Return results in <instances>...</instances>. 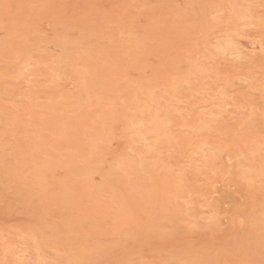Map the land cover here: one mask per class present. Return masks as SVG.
<instances>
[{
  "label": "rangeland",
  "instance_id": "374dc122",
  "mask_svg": "<svg viewBox=\"0 0 264 264\" xmlns=\"http://www.w3.org/2000/svg\"><path fill=\"white\" fill-rule=\"evenodd\" d=\"M0 264H264V0H0Z\"/></svg>",
  "mask_w": 264,
  "mask_h": 264
},
{
  "label": "bare ground",
  "instance_id": "6f19581e",
  "mask_svg": "<svg viewBox=\"0 0 264 264\" xmlns=\"http://www.w3.org/2000/svg\"><path fill=\"white\" fill-rule=\"evenodd\" d=\"M198 12H199V11H198ZM248 44H249V43H248ZM252 45H253V44H252ZM163 53H164V52H163ZM201 53H202V51H201ZM165 54H166V53H165ZM199 54H200V53H199ZM242 54H243V53H242ZM242 54H241V55H242ZM185 66H186V65H185ZM149 85H150V84H149ZM69 86H70V85H69ZM71 86H72V85H71ZM150 86H151V85H150ZM180 87H181V86H180ZM180 87H179V89H180ZM70 88H71V87H70ZM70 88H69V89H70ZM179 89H178V90H179ZM70 90H71V89H70ZM74 92H75V91H74ZM231 92H232V91H231ZM229 93H230V92H229ZM232 93H233V92H232ZM167 94H168V93H167ZM185 94H186V93H185ZM171 95H172V94H171ZM43 97H44V95H43ZM228 103H229V102H228ZM226 108H227V107H226ZM226 108H225V109H226ZM253 110H254V109H253ZM121 124H122V123H121ZM60 128H61V127H60ZM153 128H154V127H153ZM117 132H118V131H117ZM75 136H76V135H75ZM89 145H90V144H89ZM187 146H188V145H187ZM44 153H47V152H44V151H43V154H44ZM151 154H152V153H151ZM149 155H150V154H149ZM223 160H224V159H223ZM166 161H167V160H166ZM226 161H229V160H226ZM226 161H225V162H226ZM177 164H178V163H177ZM182 164H184V163H182ZM224 164H225V163H224ZM226 164H228V162H226ZM107 168H108V167H107ZM86 169H88V168H86ZM88 170H89V169H88ZM219 184H220V183H219ZM233 184H236V185H237L236 182L233 183ZM216 187H217V186H216ZM218 189H219V188H218ZM219 190H220V189H219ZM216 191H217V190H216ZM194 200H195V199H194ZM194 200H193V201H194ZM65 220H66V219H65ZM66 222H68V221H66ZM107 224H108V223H107ZM107 224H106V226H107ZM28 241H29V240H28ZM37 255H38V254H37ZM40 259H41V258H40ZM87 259H88V258H87Z\"/></svg>",
  "mask_w": 264,
  "mask_h": 264
}]
</instances>
